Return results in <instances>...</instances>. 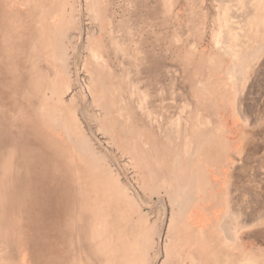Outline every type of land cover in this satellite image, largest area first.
<instances>
[{"label": "rangeland", "instance_id": "1", "mask_svg": "<svg viewBox=\"0 0 264 264\" xmlns=\"http://www.w3.org/2000/svg\"><path fill=\"white\" fill-rule=\"evenodd\" d=\"M0 179V264H264V0H0Z\"/></svg>", "mask_w": 264, "mask_h": 264}, {"label": "crops", "instance_id": "2", "mask_svg": "<svg viewBox=\"0 0 264 264\" xmlns=\"http://www.w3.org/2000/svg\"><path fill=\"white\" fill-rule=\"evenodd\" d=\"M216 209L217 207L210 206L209 208H206L203 207L202 205L193 208L188 215V220L190 222L189 224L190 226H192L191 230L197 232V234L205 235V236L207 235V233L211 232L212 230H215L214 228L215 223H213V220ZM213 246L219 248L217 244H210V245L199 244L201 254H205V253L208 254L209 252H211L209 251V248ZM223 247H225V245ZM219 253H220V248H219ZM213 264H217L216 261Z\"/></svg>", "mask_w": 264, "mask_h": 264}, {"label": "bare ground", "instance_id": "3", "mask_svg": "<svg viewBox=\"0 0 264 264\" xmlns=\"http://www.w3.org/2000/svg\"><path fill=\"white\" fill-rule=\"evenodd\" d=\"M236 65H237V63H236V61H235V57H232V61H231V64H230V67H229V73L230 74H232V73H234L235 71V68H236ZM35 81V80H34ZM44 82V81H43ZM41 83V82H40ZM45 90V89H44ZM45 102V101H44ZM70 102V101H69ZM28 108H29V106H28ZM33 112V111H32ZM44 114V113H43ZM74 114V113H73ZM73 119V118H72ZM47 121H48V119H47V117H46V115H40V117H39V122L41 123V125L42 126H44V128H46L45 126H46V123H47ZM75 124H77V121H76V123ZM75 126V125H74ZM78 130V129H77ZM49 141H51V140H49ZM47 146V145H46ZM56 154V153H55ZM9 158V157H8ZM62 159V158H61ZM62 161H64V160H62ZM72 166V165H71ZM70 167V166H69ZM67 168V167H66ZM32 176V175H31ZM30 176V177H31ZM34 177V176H33ZM86 180V179H85ZM0 181H1V179H0ZM96 181V180H95ZM86 182V181H85ZM84 182V183H85ZM70 185V184H69ZM97 185V184H96ZM89 189V188H88ZM91 189V188H90ZM94 189V188H93ZM89 195H91V194H89ZM12 198H13V196H12ZM68 200V199H67ZM69 201V200H68ZM67 201V202H68ZM99 203V202H98ZM100 204V203H99ZM92 207V206H91ZM8 210H10V212L12 213V212H15L16 213V211H14V210H12V208L11 209H9L8 208ZM91 211V210H90ZM92 212V211H91ZM92 214V213H91ZM25 215H27V214H25ZM22 217V216H21ZM110 217V216H109ZM65 218H67V217H65ZM230 218V216H228L227 214H224L223 215V217H222V221H221V223L219 224V229H221L222 231H227L228 229H229V224H228V222H227V220ZM60 220H61V218H60ZM93 220V219H92ZM32 222L33 223H37L35 220H32ZM65 223V222H64ZM81 223V222H80ZM230 223V222H229ZM185 225V224H184ZM28 226H30V225H28ZM64 227V226H63ZM62 227V228H63ZM12 228V227H11ZM24 228H26V227H24ZM34 228H36L35 226H33L32 227V229H34ZM70 228V227H69ZM68 228V229H69ZM6 229H8V228H6ZM16 229V228H15ZM68 229H66V227H65V230H68ZM24 230V229H23ZM70 230V229H69ZM8 231V230H7ZM11 231H12V229H11ZM27 231V230H26ZM26 231L24 230V232H25V235L24 236H26L27 237V240H26V246H25V249L26 250H29V249H27L28 248V245H29V242H31L32 241V238H33V234H29V233H26ZM64 230H62V232H63ZM23 232V231H22ZM21 232V233H22ZM28 232V231H27ZM37 232V231H36ZM68 232V231H67ZM6 233V232H5ZM69 233V232H68ZM12 235V234H11ZM17 236V235H16ZM38 236V235H37ZM28 237H29V240H28ZM16 238L14 237V240H15ZM18 239V238H17ZM4 241V240H3ZM29 241V242H28ZM45 242V241H44ZM137 242V241H136ZM20 243V242H19ZM21 243H22V241H21ZM33 244H35V242L33 243ZM18 245H20V244H18ZM31 245V244H30ZM37 245V244H36ZM12 246V245H11ZM59 246V245H58ZM61 246V245H60ZM37 247V246H36ZM39 247V246H38ZM187 247V246H186ZM40 248H42V247H40ZM190 248V247H189ZM35 249V248H34ZM51 249V248H50ZM8 251V250H7ZM19 251V250H18ZM33 251V250H32ZM37 251H38V249H37ZM41 251V250H40ZM209 251H211V252H209L210 254V256H212L211 258L213 259V263H215V261H216V259L218 258V256L220 255V253H219V248L218 247H215V246H213V247H211V248H209ZM15 252V251H14ZM26 252V251H25ZM218 252V253H217ZM7 253V252H6ZM203 253V252H202ZM10 254V253H9ZM25 254H27V252L25 253ZM31 254V253H30ZM166 254V253H165ZM28 256H29V254H28ZM14 257H15V253H14ZM40 257V256H39ZM8 258V257H7ZM17 258V257H16ZM26 258V257H25ZM16 260V259H15ZM15 260H14V262H15ZM21 260V259H20ZM38 260V259H37ZM36 260V261H37ZM13 261V260H12ZM7 263V262H6ZM9 263V262H8ZM16 263V262H15ZM24 263V262H23ZM18 264V263H17Z\"/></svg>", "mask_w": 264, "mask_h": 264}]
</instances>
